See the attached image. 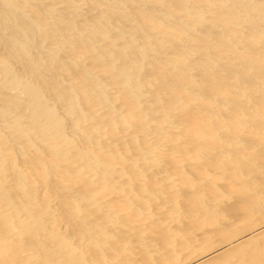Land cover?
<instances>
[{
	"label": "bare ground",
	"instance_id": "obj_1",
	"mask_svg": "<svg viewBox=\"0 0 264 264\" xmlns=\"http://www.w3.org/2000/svg\"><path fill=\"white\" fill-rule=\"evenodd\" d=\"M0 264H264V0H0Z\"/></svg>",
	"mask_w": 264,
	"mask_h": 264
}]
</instances>
